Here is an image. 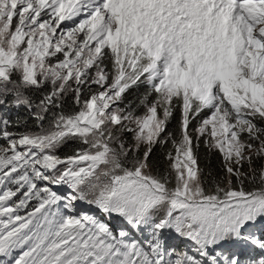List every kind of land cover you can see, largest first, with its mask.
Returning <instances> with one entry per match:
<instances>
[{"label": "snow or ice", "instance_id": "obj_1", "mask_svg": "<svg viewBox=\"0 0 264 264\" xmlns=\"http://www.w3.org/2000/svg\"><path fill=\"white\" fill-rule=\"evenodd\" d=\"M0 264H264V0H0Z\"/></svg>", "mask_w": 264, "mask_h": 264}, {"label": "trees", "instance_id": "obj_2", "mask_svg": "<svg viewBox=\"0 0 264 264\" xmlns=\"http://www.w3.org/2000/svg\"><path fill=\"white\" fill-rule=\"evenodd\" d=\"M16 115H17V113L15 112V110H12L8 113L9 118H12V119H15ZM19 115H20L21 119L26 118V113L24 112L23 109L20 110Z\"/></svg>", "mask_w": 264, "mask_h": 264}]
</instances>
